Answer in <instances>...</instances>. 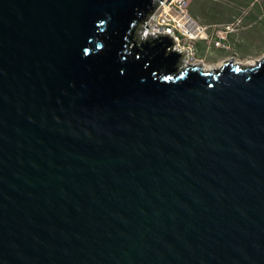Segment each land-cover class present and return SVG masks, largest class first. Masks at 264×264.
Returning a JSON list of instances; mask_svg holds the SVG:
<instances>
[{
    "label": "water",
    "instance_id": "1",
    "mask_svg": "<svg viewBox=\"0 0 264 264\" xmlns=\"http://www.w3.org/2000/svg\"><path fill=\"white\" fill-rule=\"evenodd\" d=\"M163 0H0V264H264V59L162 72Z\"/></svg>",
    "mask_w": 264,
    "mask_h": 264
},
{
    "label": "built area",
    "instance_id": "2",
    "mask_svg": "<svg viewBox=\"0 0 264 264\" xmlns=\"http://www.w3.org/2000/svg\"><path fill=\"white\" fill-rule=\"evenodd\" d=\"M160 5L163 7L159 8L160 10L157 8L159 11L152 12L142 27L145 31L170 37L177 48L193 58L196 52L195 43L208 39V28L200 25L189 15L187 0H163ZM163 8H168L171 15L164 12ZM234 32H236L234 25L217 29L214 33L217 39L214 41V46L229 49L225 44V36Z\"/></svg>",
    "mask_w": 264,
    "mask_h": 264
},
{
    "label": "crops",
    "instance_id": "3",
    "mask_svg": "<svg viewBox=\"0 0 264 264\" xmlns=\"http://www.w3.org/2000/svg\"><path fill=\"white\" fill-rule=\"evenodd\" d=\"M189 7L191 6V0L188 2ZM251 9H248L245 13V15H248L247 20L243 23L242 28L240 30H237L235 34H228L225 36V44L231 47V49H235L240 43L244 42L245 40H253L256 38L252 32L253 29H255V26L258 24L261 15L259 12L252 11ZM193 12V17L196 18V20L200 25L208 28V39L199 40L195 43V49H196V58L199 60L205 61V64L209 67H220L224 62L227 60H232L234 58L231 57L230 51L225 49H219L214 46V41L217 40L214 37L215 31L218 29H222L223 25L230 24L228 20L224 19L223 21H203L200 18L201 13L199 10H197L196 6L194 8H190V13ZM215 13V12H213ZM247 36L248 39L246 38Z\"/></svg>",
    "mask_w": 264,
    "mask_h": 264
},
{
    "label": "trees",
    "instance_id": "4",
    "mask_svg": "<svg viewBox=\"0 0 264 264\" xmlns=\"http://www.w3.org/2000/svg\"><path fill=\"white\" fill-rule=\"evenodd\" d=\"M188 1V0H187ZM196 6L197 10L201 13V20L203 21H223L224 19L228 20L230 24L228 25H239V28H235L236 31L240 30L242 28L243 23L247 20L248 15H245L246 11L248 9H251L252 11H255L254 8H259V13L261 15V18L258 22L264 23V0L261 2L260 0H229L228 3L219 2L218 0H191V6L187 7L189 15L194 18L193 12L190 13V8H194ZM153 10V9H152ZM152 10H150L149 14H146L145 16H141V20H145L147 16H149L152 13ZM250 11L249 14L252 13ZM215 12V13H213ZM192 14V15H191ZM197 20V19H196ZM198 21V20H197ZM223 25L222 27L228 26ZM245 25V23H244ZM264 30V28H263ZM231 33V34H235Z\"/></svg>",
    "mask_w": 264,
    "mask_h": 264
},
{
    "label": "flooded vegetation",
    "instance_id": "5",
    "mask_svg": "<svg viewBox=\"0 0 264 264\" xmlns=\"http://www.w3.org/2000/svg\"><path fill=\"white\" fill-rule=\"evenodd\" d=\"M132 46L137 55L142 56L149 65L162 72L182 73L197 66L211 68L205 64V61L196 58V52L193 58L188 57L186 52L181 51L175 44H132Z\"/></svg>",
    "mask_w": 264,
    "mask_h": 264
},
{
    "label": "rangeland",
    "instance_id": "6",
    "mask_svg": "<svg viewBox=\"0 0 264 264\" xmlns=\"http://www.w3.org/2000/svg\"><path fill=\"white\" fill-rule=\"evenodd\" d=\"M219 2L228 3L229 0H218ZM261 2L263 0H260ZM189 2V0H188ZM258 2V0H257ZM163 7L162 5L158 6L157 8ZM155 9L153 12L157 11L158 9ZM160 10V9H159ZM158 10V11H159ZM255 12L259 11V8H254ZM235 28H239V25L236 24ZM264 23L257 24L255 26V29H253L252 34L256 37L253 40H245L244 42L240 43L235 49H231V47H227L229 50L231 57L235 59V63H241L243 65L258 63L262 59H264ZM249 36L246 38L248 39ZM223 49V48H219Z\"/></svg>",
    "mask_w": 264,
    "mask_h": 264
},
{
    "label": "bare ground",
    "instance_id": "7",
    "mask_svg": "<svg viewBox=\"0 0 264 264\" xmlns=\"http://www.w3.org/2000/svg\"><path fill=\"white\" fill-rule=\"evenodd\" d=\"M163 10H164V12L168 13L169 15H171L170 10H168V8H163ZM247 66H253V65L252 64H247Z\"/></svg>",
    "mask_w": 264,
    "mask_h": 264
}]
</instances>
